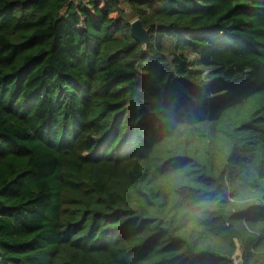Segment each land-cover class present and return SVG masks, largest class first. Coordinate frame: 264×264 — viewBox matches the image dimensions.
I'll use <instances>...</instances> for the list:
<instances>
[{
  "label": "trees",
  "instance_id": "trees-1",
  "mask_svg": "<svg viewBox=\"0 0 264 264\" xmlns=\"http://www.w3.org/2000/svg\"><path fill=\"white\" fill-rule=\"evenodd\" d=\"M238 252L264 264V0H0V264Z\"/></svg>",
  "mask_w": 264,
  "mask_h": 264
},
{
  "label": "water",
  "instance_id": "water-1",
  "mask_svg": "<svg viewBox=\"0 0 264 264\" xmlns=\"http://www.w3.org/2000/svg\"><path fill=\"white\" fill-rule=\"evenodd\" d=\"M132 37L140 43L142 47H146L148 42V31L144 30L140 20L136 19L130 24Z\"/></svg>",
  "mask_w": 264,
  "mask_h": 264
},
{
  "label": "clouds",
  "instance_id": "clouds-1",
  "mask_svg": "<svg viewBox=\"0 0 264 264\" xmlns=\"http://www.w3.org/2000/svg\"><path fill=\"white\" fill-rule=\"evenodd\" d=\"M215 207V203L212 201H205L200 199H195L194 203L192 204V208L195 211V215L200 216L203 211L211 209Z\"/></svg>",
  "mask_w": 264,
  "mask_h": 264
},
{
  "label": "rangeland",
  "instance_id": "rangeland-1",
  "mask_svg": "<svg viewBox=\"0 0 264 264\" xmlns=\"http://www.w3.org/2000/svg\"><path fill=\"white\" fill-rule=\"evenodd\" d=\"M129 17H130L129 20H131V21H134V20H135L133 17H131V14H130ZM189 59H190V62H191L193 65H195V68H196V69L201 70V71L204 70L205 72L208 71V69H206V68H204V67H200V66H198V65L196 64L195 58H194L193 56H189ZM236 255H237V257H238V256H239V252H238Z\"/></svg>",
  "mask_w": 264,
  "mask_h": 264
},
{
  "label": "built area",
  "instance_id": "built-area-1",
  "mask_svg": "<svg viewBox=\"0 0 264 264\" xmlns=\"http://www.w3.org/2000/svg\"><path fill=\"white\" fill-rule=\"evenodd\" d=\"M241 259L240 256L237 257V255L234 257V264H240Z\"/></svg>",
  "mask_w": 264,
  "mask_h": 264
}]
</instances>
